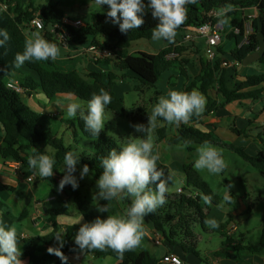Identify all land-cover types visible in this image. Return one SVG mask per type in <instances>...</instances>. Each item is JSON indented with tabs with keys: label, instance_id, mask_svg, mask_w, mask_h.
I'll return each mask as SVG.
<instances>
[{
	"label": "trees",
	"instance_id": "obj_1",
	"mask_svg": "<svg viewBox=\"0 0 264 264\" xmlns=\"http://www.w3.org/2000/svg\"><path fill=\"white\" fill-rule=\"evenodd\" d=\"M147 4L148 0H144ZM231 4L239 9L232 10L227 14V19L230 21L223 24L226 29V39L233 41L234 48L230 53V58L243 65L244 60L259 49V40L257 36L258 17L264 21V0H244L242 2H235L234 0H198L196 4L187 5V19L177 29V34L185 30L189 26H201L209 20L208 14L211 11H218L223 6ZM2 5L7 6L4 11ZM103 9L109 10L108 5H101ZM255 7L258 11V17L253 20L252 33L247 41L243 44L246 32V23L248 18L244 15V10ZM38 15L46 24V27L60 23L65 14L53 5L50 0H0V28H5L10 36V40L6 49L0 48V126L3 130V136L0 137V153L6 160L17 159L23 168H26L29 173H36L37 171L28 167L27 158L33 154V148L38 152H46V154L53 156L56 163L54 165V176L45 178V181L50 185H57L56 179L58 168L64 163L65 153L72 151L65 145L63 139L58 138L51 129L45 128L41 123L42 116L33 111L23 101V96L11 91L7 88L6 83L8 79L14 78L15 74H20L17 78L25 89V95H31L41 91L49 101H54L60 96H72L82 101L88 102L92 93H99L101 88L108 91L112 97V101L106 106V109L112 111L120 117H124L125 108L124 100L119 97L114 91L115 81L117 77L112 73L106 72H90L83 75L75 68L61 69L57 61H41V62H25L21 67H25L30 74H25L20 71V68H14L12 61L16 52L23 51L25 38L27 34V25ZM110 20L107 16L94 14L91 16L89 22L85 23L84 27L80 29H71V41L81 42L91 39L90 45L99 46L102 50L111 51L117 58V67L120 70H126L135 78L139 79L146 87H155L163 74L168 72L176 61L179 59H169L168 57L177 53L182 55L183 48L174 44L168 48L160 51L158 54H148L145 52H137L130 54V49L134 42L141 39H152V29L158 23L153 19L150 10H146L144 15L145 23L141 28L133 29L128 33H122L119 28L112 29L105 24ZM213 23H219L218 18L211 19ZM232 29L239 30L236 34ZM176 34V35H177ZM50 42L54 43L51 34L45 36ZM99 39H102L99 41ZM54 41V42H53ZM217 54L224 56L223 45L218 47ZM264 63V57L260 59ZM101 64H108L104 62ZM209 62L204 63V70L196 78V84H199V90L203 95H208V92L216 84L218 85L219 93L224 99V103H231L242 100H256L261 97L264 92V74L249 76L244 82L236 84L234 89L230 90L227 87L226 76L224 70H221L222 61L218 59L211 68ZM107 81L105 82V80ZM216 108V103L209 99L204 113L200 117L193 116L190 123H198L200 119L213 111ZM163 121V120H162ZM67 126L75 125L73 121H65ZM79 127L81 133L92 140L93 153L87 155L84 164H87L91 175L97 180L102 173L101 158L106 156L108 152L120 147L114 140L109 138L103 131L98 139H94L84 129V123L79 119ZM75 130V129H74ZM159 141L164 139L166 128L157 130ZM75 135L77 133L75 132ZM184 141H190L187 146L189 152L193 151L196 146H200L204 141L213 143L210 133L201 131L198 128L189 125H183L179 128L176 136L169 140L170 145L184 144ZM51 148L52 151L47 150ZM230 149L241 157L245 162L256 168L264 180V151L250 155L245 148L231 145ZM85 155H82V157ZM183 172L186 177L187 186L199 191L203 196L211 197V203L219 205L220 198L213 193L207 182L204 181L199 172L192 164L183 166ZM154 188L155 186L152 185ZM54 191V190H53ZM53 193H56L54 191ZM68 198L74 203L78 214L83 217L85 222H91L97 216L107 218V215L120 214L122 207L119 200H113L110 204L108 213H100L96 209L107 201H97L90 203L78 189L67 192ZM166 202L173 204L175 215L178 217V222L167 231L166 224L169 222L168 218H164L165 210L157 209L154 213L146 216L152 222L156 231L171 243L172 240L169 235L176 234L183 228L185 239L189 240L188 244H177L186 254H195L200 257V254L193 247L194 238L192 232L188 227H185V219L183 212L188 209L195 213L199 219V223L205 228V206L201 204L199 197L193 199L185 194L177 198H169L166 195ZM126 209L131 205V198L124 199ZM172 203V204H171ZM168 205V206H169ZM4 204L0 201V211ZM50 213V222L53 227L52 233L46 236L31 237L27 239H20L19 246H24V256L27 259V264H64L59 257L54 254H49L47 249L49 247H56L55 235L60 233L63 228V234L68 240V246L61 250L68 258L70 255L81 252L75 245L74 236L78 231L80 224H72L62 226L58 223V218L62 216H70V211L67 202L64 201L62 206L58 209H53ZM27 210H24L20 219L26 218ZM262 234L259 246H232L230 237L225 235V225L218 228H213V231L219 232L226 241L223 242V247H231L236 254H224L222 252L216 253L218 257H226L233 259L237 264L246 263L241 255L256 254L260 249H264V213L262 215ZM192 244V245H191ZM84 253L96 258L111 257L117 261V264H160V259L153 255L149 250H132L126 251L121 258L115 251L111 249L106 250H85ZM67 264L69 260L67 259Z\"/></svg>",
	"mask_w": 264,
	"mask_h": 264
},
{
	"label": "clouds",
	"instance_id": "obj_2",
	"mask_svg": "<svg viewBox=\"0 0 264 264\" xmlns=\"http://www.w3.org/2000/svg\"><path fill=\"white\" fill-rule=\"evenodd\" d=\"M96 4L108 5L107 17L119 26L122 33L141 28L144 23L146 10H150L153 19L158 23L152 29V39L165 40L172 43L177 29L186 21L189 4H196L198 0H95ZM233 10V5L227 4L216 13L218 22L228 23L227 13ZM10 36L5 28H0V48L6 49ZM60 48L41 36L39 32H32L25 38L23 51L16 52L12 61L14 68H20L25 62L55 61L60 57ZM112 101V97L104 88L99 93H92L86 109L81 103L73 101L68 104L66 115L75 118L79 114L84 123V129L94 139H98L105 128V109ZM206 98L196 89L188 91L169 90L167 95H161L148 115L147 124L132 125L140 136H128L127 142L117 150L111 149L101 158L102 173L96 180V191L92 199L107 201L96 209L100 213H108L113 200L131 198V205L122 215H107V218L97 216L91 222L80 223L75 233L74 242L81 252L85 250L115 251L121 258L126 251L135 250L140 246L143 235L145 217L154 213L166 203V193L170 176L165 175L158 167L160 159L158 152L154 154V130L162 126L163 120L177 128L187 124L193 116L200 117L206 108ZM191 142L184 141L183 147ZM181 147L180 145L177 146ZM197 158L194 168L197 171L206 170L213 175H219L227 168L223 157V150L204 141L197 147ZM80 155L69 151L64 155V175L59 181L58 191L66 185L73 190L79 187V180L75 173L80 163ZM28 167L37 171L41 178L54 176L53 156L46 152H38L33 148V154L27 158ZM90 173L89 166L84 164L79 178L83 179ZM152 185L155 187L153 188ZM224 201L231 202V184L227 185ZM206 203H211V197L204 196ZM209 228H218L217 220L206 219ZM63 234L57 233L56 240L60 247H49V254H54L67 264V257L60 250L63 247ZM22 251L19 246L18 232L14 225L6 226L0 220V264H24L21 259Z\"/></svg>",
	"mask_w": 264,
	"mask_h": 264
},
{
	"label": "crops",
	"instance_id": "obj_3",
	"mask_svg": "<svg viewBox=\"0 0 264 264\" xmlns=\"http://www.w3.org/2000/svg\"><path fill=\"white\" fill-rule=\"evenodd\" d=\"M234 1L242 2V0H234ZM236 9L239 8L233 6V10ZM244 15L245 17L257 18L258 11L255 7L248 8L244 10ZM229 21L230 19L228 20V22ZM183 31L185 33V36L191 34L189 30H183ZM184 37L173 43H169V44L166 43L162 49L156 51L155 53H149L145 51L144 52L155 55L158 54L160 51L168 48L172 44L178 46V43H180L179 47L183 48V52L182 55H180V58L176 61V63L179 67V73L183 77H185L186 82L182 84V89H180L179 91L190 92L192 89H196L200 92L199 90L200 85L196 84V78L204 70V63L209 62L210 63L209 65L212 68L218 59H220L221 61L225 60L228 62L234 61L233 59L230 58V53L234 48V46L230 49V51H227L225 49L226 45L224 44V39H223L220 46L223 45L224 47V52H225L224 56L218 54L216 60L211 62L207 58L206 42L204 39L196 38L194 41H184ZM43 38L46 39L45 36ZM54 43L57 45L56 42ZM90 44H91V39L89 38L87 40L82 41V43L73 42L70 45V48L67 50L60 49L61 54L60 57L57 59V63L59 67L61 69L75 68L78 72H80L83 75H85L84 73H90V72L115 73L117 70H119L117 67H114L113 65L117 61L110 62L107 60H103L100 62H94L93 59L91 58V54L87 52V49L90 46ZM130 54L133 53L130 52ZM104 62H108V64H101ZM243 67L244 66L241 65L240 67L237 68L232 66L228 68H224L221 64V70H224L225 72L227 87L230 90L234 89V86L236 84L244 82L245 79L249 76L264 74V70L262 69L261 73H257L254 75H245ZM24 69L26 70L25 74H30L25 67ZM167 73H169V71L166 72L165 74ZM127 74H129V76H133L131 73H127ZM16 75L17 74L14 75L15 79H17ZM176 85L177 84L173 83V80L169 81L170 90H175L173 88ZM117 89L118 86L115 84L114 91L116 94H117ZM176 90H178V88H176ZM118 96L122 98V95H118ZM23 97L25 98V100H23L24 103L28 105L32 110L34 109L40 110L42 108V112L47 113V115L44 116H48L49 118H54L55 117L54 115L57 116L59 114V110L62 109L60 101L67 100V98H62L63 96H60L54 101H49V99L41 91L32 93L31 95H24ZM204 97L206 98L207 101L206 106L209 102V99H211V101H214L216 103V108L213 109V111H211L207 115H204L198 123H190V122L187 124L182 123L178 128L175 125H169L166 123L165 126H162L160 128H172V126H174V128L176 129L173 132V134H171L170 136L165 133L164 139H162L161 141H159L158 139V143L160 145L166 144L172 146L169 144V140L174 136H176L181 126L189 125L198 128L203 132L210 133L214 141L212 145L216 147L231 150L230 146L235 145L237 147L245 148V150L250 155H256L264 151V92L262 93L261 97H259L256 100L248 99L242 101H235L231 103H224V99L219 93L218 85L216 84L213 88L209 90L208 95H204ZM46 101L54 105L45 108ZM56 108H60V109L56 111L55 110ZM141 108L145 109L144 106ZM46 109L50 111H46ZM143 113H145V111ZM43 119L44 118H41V121H44ZM2 136H3V130L2 127L0 126V137ZM197 147L198 146H196L195 149L191 152H189L188 148L185 147L186 150L180 153L178 157H173L180 164H177L176 161H173L172 164H169L167 161H163L162 163H157L159 165L158 167L160 168L162 167L163 170L167 173L169 172V170H171L172 172L175 171L183 172L184 165L192 164L194 166V161L196 159V154H197L196 151ZM6 162L7 160L4 159L0 153V201L4 204L2 210L0 211V220H3L6 226L14 225L16 228H18L17 232H18V237L20 239L49 235L53 231V227L50 222L49 212L52 211L53 209H58L62 206L64 201L62 202V200L59 197V195L62 192L57 190V188L55 187L56 185L53 186L50 185L48 182H46L45 178H41V179L48 184V188H49L48 195L44 197H39V192L35 193L36 194L35 195L34 192L31 190H23L21 186L24 183H28L26 179L29 176H33L35 179V175L37 172L29 173L26 168H22L20 176H14L11 169L6 165ZM253 178L254 175L247 176L246 174H241L236 177V181H239L240 183L244 184L246 187L244 196L248 198V207H249L248 210L246 209L244 204H242L240 208H235L236 200L234 199L235 198L233 194L234 191L232 190L230 191L231 192L230 203L225 202L224 197L223 199H221L218 195L217 196L220 198L219 205H214L211 203L212 204L211 207L207 203L201 202V204L205 206L206 219H212V217L210 216L216 213L218 216L215 217L214 219L218 218V220L221 222L219 226L223 225L228 220L230 221V225L232 224L236 225V230L230 236L231 241L233 242L232 246L233 245L247 246L235 240L233 238V234L237 233L240 230V227L238 226L240 223L243 224L244 226L243 222L245 221V219L242 218V212L246 213L249 210H252L255 207L254 205L256 203V200L261 198V195L258 193L259 191L255 189V186L253 184L254 181L252 180ZM255 182L260 186H263V184L258 183L257 180H255ZM57 185H59V183H57ZM53 190L56 191V193H53L54 192ZM194 190L195 189L191 187L189 188V190H184V191L186 192L187 195L192 194V196H196L193 195ZM187 191H190L191 193L188 194ZM197 197H199V195H197ZM52 198H54V200H51ZM68 204L69 202H67V206ZM225 205L227 206V208L222 210V208L220 207ZM232 208L234 209L232 210ZM24 210H27L28 215L26 218L20 219ZM69 211H70V216H66L70 219L69 221L63 220V218H66L65 216L59 217L57 219L60 225L66 226V225L80 224L85 222L83 217L80 216L77 212L71 211L70 209ZM185 211L194 213L193 211L188 209H186ZM196 219L199 222L197 216ZM171 222H168L166 224L165 228L167 229V231H169L171 227L174 226L178 221L177 222L171 221ZM144 224L145 227L143 228L142 236L147 239L148 244L155 245L152 242L154 238L162 239L163 243L160 246H164L165 249L164 251H162L158 259L161 260V258L166 254L173 253L179 256L183 260L184 264L202 263L203 259L201 258L197 259L192 254H186L179 247V245H177L180 243H184L190 246L189 240L185 239L186 238L185 235L183 236L184 234L183 231L185 230V228L181 230L182 233L177 231L176 234L169 235V238L172 240V242H175L176 245H174V243L169 242L162 235V233L156 231L154 225L150 220H148L147 217H145ZM206 227L207 230L205 231H208L209 229L210 231H213L211 230L212 228L208 229L207 225ZM245 228L246 230L244 229V232L240 234L242 239L249 238L251 234L250 228L249 227H245ZM262 228L263 226L260 227L261 234H262ZM225 229H227V227ZM63 231L64 230L62 228L60 233L63 234ZM193 238L195 239V237ZM177 239H180L182 242L177 241ZM55 243H56V247H60V243L57 240L55 241ZM67 246H68V240L66 239L65 236H63V247L60 250H64ZM140 246L141 248L137 247L136 249L138 250L147 249L146 248L147 243L143 241H141ZM193 247L195 248V244L193 245ZM248 247H254V246L248 245ZM21 251H22L21 259L24 261V264H27V259L23 254V252L25 251L24 246L21 247ZM218 252H222L224 254H232V255L236 254L231 247H224V249H220L219 251H215V252L209 250L206 251L205 253L207 256L206 258H212V256L216 255V253ZM241 257L248 264H264V249H260L259 253L256 254H243L241 255ZM100 259L95 258L84 252H78L68 257L69 264H106V260L105 262H98ZM207 262L210 264H237L231 258L218 257V256H216L215 259H212L211 261H207ZM109 264H117V262L109 261Z\"/></svg>",
	"mask_w": 264,
	"mask_h": 264
},
{
	"label": "rangeland",
	"instance_id": "obj_4",
	"mask_svg": "<svg viewBox=\"0 0 264 264\" xmlns=\"http://www.w3.org/2000/svg\"><path fill=\"white\" fill-rule=\"evenodd\" d=\"M46 1V0H44ZM243 1V0H242ZM50 2L53 5L58 6V8L65 14V16H69L71 18L75 19H81L84 23H87L90 21L91 16L95 13L107 16V12L109 10L103 9L102 6H99L96 4L95 0H50ZM253 16V15H252ZM249 18V17H247ZM106 26L112 29L119 28L117 24H114L111 22V20H108L106 22ZM30 32L27 30V34ZM42 37L50 35L49 30L42 33L39 32ZM185 36L184 31H180L176 36L173 42L180 40ZM102 39H99L101 41ZM172 42V43H173ZM169 44V42L165 40H153V39H141L133 43L130 52L131 53H137V52H149V53H155L156 51L162 49L165 44ZM224 44L226 45V50L230 51V49L234 46L233 41H229L224 37ZM58 46V45H57ZM60 49L65 50L64 48ZM100 48V47H99ZM57 61V60H55ZM107 61H117L115 59H109ZM114 67H117V62H115ZM118 68V67H117ZM264 70V63L256 62L249 66H244L243 70L245 75H254L257 73H261V70ZM22 73H26V70L24 67L20 69ZM128 71L126 70H117L115 73H112L116 75L117 80L115 81V84L118 86L117 94L122 95V98L124 100V108H125V115L124 117H120L113 113L112 111L105 109V128L103 132L112 140L116 142V144L121 148L128 140V136H140L141 133H137L132 127V125L135 124H147L148 121V115L151 114L153 106L158 102V98L161 95H167V93L170 90L169 87V81L173 80L174 84H177L173 89L178 90L182 89V84L186 82L185 77H183L179 73V67L177 63L173 65V67L169 70V73L164 74L162 78L159 79L158 83L155 87H146L143 85V83L135 78L134 76H129ZM87 75L88 73H84ZM17 78L20 77V74L16 75ZM107 79L105 80V82ZM181 84V85H180ZM191 87V86H190ZM62 98H67L66 101H60L62 109L56 108L55 110L58 111L59 114L54 118H49L47 113L42 112V108L40 110L34 109L33 111L39 113L42 118H44V121H41L42 125L45 128H49L53 131V133L58 137L64 140L65 145L72 149V152L77 153L80 155V163L77 165V171L75 173L77 179L79 180V187L77 188L81 193L84 195V197L90 202L95 203L99 200L92 199L93 194L98 191L96 188V179L89 173L88 176H85L83 179L79 178V173L84 165L87 155L93 153V147H92V140L85 137L79 127V114L75 118H68L66 115L67 106L69 103L76 101L82 104V106L86 109L87 102L82 101L80 99H77L72 96H63ZM25 100V98H22ZM47 100V99H46ZM54 104L46 101V107L52 106ZM142 105V106H141ZM145 107L141 108V107ZM44 108V109H45ZM143 109V110H141ZM46 111H50L47 110ZM145 111V113H143ZM51 113V112H50ZM65 121H73L75 123L74 126L69 127L66 125ZM160 124L162 126H165L166 122L160 121ZM159 126L154 130V142H155V149L154 154L158 152L160 159L157 161V163H162L163 161H167L169 164H172L173 161H176L177 164H180L175 160L173 157H178L180 153H182L185 149L181 144H179L181 147H177L178 145H166V144H159L158 143V133L157 130L160 129ZM75 129V130H74ZM176 128L172 126V128H166V134L171 135L175 131ZM75 132L77 135H75ZM219 148V147H217ZM223 157L227 163V168L220 173L219 175H213L208 173L206 170L199 171V174L202 176L205 182H207L213 191L214 194L218 195L221 199H223L226 191H227V185L231 184L232 187L230 191H234V199L236 200V207L240 208L242 204L245 205L246 209L248 210V198H246L244 195L246 187L244 184L240 183L239 181H236V177L241 174H246L247 176L254 175V178L252 179L254 182L255 189L258 190L259 194L261 195V198L256 200L255 207L252 210H249L246 213L242 212V218L245 219L244 226L250 228V237L246 239H242L241 233L244 232V229L246 228L243 226V224H239L240 230L237 233L233 234V238L237 241H239L243 245H251V246H259L260 243V237H261V230L260 227L262 226V215L264 212V180L261 175L259 174L258 170L245 162L241 157H239L237 154L232 152L229 149H223ZM47 150L52 151L51 148H47ZM87 154V155H86ZM82 155H85L82 157ZM197 158V154H196ZM168 165V164H167ZM159 166V165H158ZM64 167V163L58 168L57 171V181L62 179L64 172L62 171ZM162 168V167H161ZM163 169V168H162ZM181 171V170H180ZM165 172V171H164ZM166 177L170 176L171 179L168 184V191L166 195L173 199L180 196L178 193L179 189L189 190V187L187 186L186 177L183 172H172L169 170V172H165ZM257 180L258 183L263 184V186H260L255 182ZM59 185H56L55 187L58 189ZM21 188L23 190H31L35 193L39 192V197H44L49 194V188L48 184L44 182L41 177H39L38 173L35 175V181L34 183H24ZM72 187L70 185H66L64 189L61 191L62 193L59 195L60 199L66 202H69L68 207L71 211H75L78 213L76 206L73 202H71V199L68 198L67 192L70 191ZM257 192V191H256ZM36 195V194H35ZM193 195H199V200L203 203H206L203 199V195L197 191H193ZM168 200V199H166ZM122 210L120 214H124L126 210V205L123 199L119 200ZM170 202L167 201L163 206L159 207L158 209H161L162 211L165 210L164 218L168 221H178V217L175 215L174 207L172 205H169ZM172 204V203H171ZM209 206L212 207L211 203H207ZM169 205V206H168ZM220 208L226 209L227 206H221ZM234 208H232L233 210ZM185 219L187 221L185 222V227H188L191 232L192 236L195 237V248L196 251L200 254V257H198L195 254H192L197 259H203L202 263L200 264H210L207 261H211L212 259L216 258V255H213L212 258H206V251H219L220 249H224L223 242H224V235H222L219 232L210 231L208 227L203 228L201 224L197 221L195 213H191L188 211L183 212ZM218 215L214 213L210 217L215 218ZM66 217V216H65ZM209 218V215H208ZM217 219V222L220 225V221ZM215 219V220H216ZM65 221H69L70 219L68 217L63 218ZM172 223V222H171ZM145 224H143V228ZM223 225L227 227L225 230V235L227 237H230L231 228H230V221H226ZM206 226V224H205ZM18 229V228H16ZM213 230V228L211 229ZM182 233V231H179ZM184 232V231H183ZM184 236V234H183ZM180 237V234H179ZM142 241L147 243L146 248L157 258L160 256L162 251H164V246L159 245H153L148 244L147 239L142 236ZM177 241L182 242L180 239H177ZM226 241V240H225ZM141 248V246H139ZM96 258V257H95ZM100 259V258H99ZM104 260V261H103ZM106 264H109V261L117 262L114 258L111 257H104L101 258L98 262H105Z\"/></svg>",
	"mask_w": 264,
	"mask_h": 264
},
{
	"label": "built area",
	"instance_id": "obj_5",
	"mask_svg": "<svg viewBox=\"0 0 264 264\" xmlns=\"http://www.w3.org/2000/svg\"><path fill=\"white\" fill-rule=\"evenodd\" d=\"M2 8L5 11L7 9V6L2 5ZM216 13L217 11H211L208 14L209 20L206 23L202 24L201 26L186 27L185 30H189L191 34H188L184 37V41H194L196 38L204 39L206 42L207 58L211 62L216 60L218 56L217 49L221 45L224 37L227 34L224 25H221L220 23H213V21H211V19L218 18ZM254 19H255L254 17L248 18V21L246 23L245 39L241 45H243L247 41L248 37L252 33L253 31L252 23ZM85 25L86 24L81 19H75L69 16H65L64 19L60 23L54 24L50 26L49 28H47L43 19H41L38 15H36L27 25V30L30 33L32 32L44 33L47 30H49L52 39L57 43V45L67 50L70 48V45H71L70 41H71L72 35H71L70 30L71 29L77 30V29H80L81 27H84ZM232 32L238 34L239 30L232 29ZM179 45L180 43H178V46ZM87 52L91 54V58L93 59L94 62H100V61L109 60V59L117 60L116 56L111 51L102 50L99 48V46H96V45H90L87 49ZM168 58L174 60V59L180 58V55L177 53H173ZM222 66L224 68H228L230 66L237 68V67H240L241 64L235 60L232 62H228L224 60L222 61ZM6 86L9 90L14 91L17 94H20L22 96L25 95V89L22 87L19 80L15 78L8 79ZM6 165L11 169L14 176H20L23 165L19 160L17 159L7 160ZM26 180L28 183H33L35 179L33 176H29ZM178 193L180 195H183V194L187 195L183 189L178 190ZM187 196L193 199L197 198V195L192 196V194H190ZM51 200H54V198H52ZM230 228H231V233H230V236H231V234L236 230V225L232 224ZM152 242L155 245H159V246L162 245L163 243L161 238H157V239L154 238ZM160 264H184V262L179 256L173 253H168L161 258Z\"/></svg>",
	"mask_w": 264,
	"mask_h": 264
},
{
	"label": "water",
	"instance_id": "obj_6",
	"mask_svg": "<svg viewBox=\"0 0 264 264\" xmlns=\"http://www.w3.org/2000/svg\"><path fill=\"white\" fill-rule=\"evenodd\" d=\"M257 36L259 40V49L257 52L249 55L243 62V66H249L256 62H259L262 57H264V21L261 17H258V30ZM190 194V191H187Z\"/></svg>",
	"mask_w": 264,
	"mask_h": 264
}]
</instances>
